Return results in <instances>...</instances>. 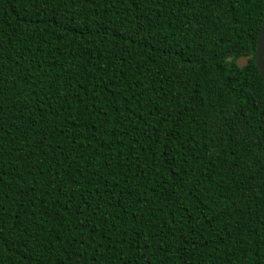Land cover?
Masks as SVG:
<instances>
[{
  "label": "trees",
  "instance_id": "1",
  "mask_svg": "<svg viewBox=\"0 0 264 264\" xmlns=\"http://www.w3.org/2000/svg\"><path fill=\"white\" fill-rule=\"evenodd\" d=\"M263 18L0 0V264H264Z\"/></svg>",
  "mask_w": 264,
  "mask_h": 264
},
{
  "label": "water",
  "instance_id": "2",
  "mask_svg": "<svg viewBox=\"0 0 264 264\" xmlns=\"http://www.w3.org/2000/svg\"><path fill=\"white\" fill-rule=\"evenodd\" d=\"M256 64L264 79V18L256 46Z\"/></svg>",
  "mask_w": 264,
  "mask_h": 264
},
{
  "label": "rangeland",
  "instance_id": "3",
  "mask_svg": "<svg viewBox=\"0 0 264 264\" xmlns=\"http://www.w3.org/2000/svg\"><path fill=\"white\" fill-rule=\"evenodd\" d=\"M247 60H248V57L240 58V59H239V63H240L241 65H244V64L247 62Z\"/></svg>",
  "mask_w": 264,
  "mask_h": 264
}]
</instances>
